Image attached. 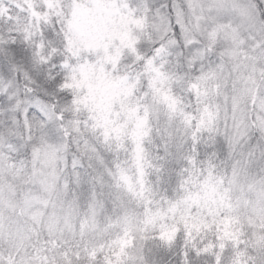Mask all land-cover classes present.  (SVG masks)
I'll return each instance as SVG.
<instances>
[{"label": "snow or ice", "instance_id": "6c2138e0", "mask_svg": "<svg viewBox=\"0 0 264 264\" xmlns=\"http://www.w3.org/2000/svg\"><path fill=\"white\" fill-rule=\"evenodd\" d=\"M0 264H264V0H0Z\"/></svg>", "mask_w": 264, "mask_h": 264}]
</instances>
